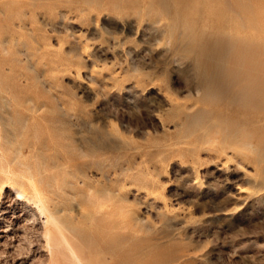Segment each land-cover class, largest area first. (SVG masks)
I'll return each instance as SVG.
<instances>
[{"label":"rangeland","instance_id":"obj_1","mask_svg":"<svg viewBox=\"0 0 264 264\" xmlns=\"http://www.w3.org/2000/svg\"><path fill=\"white\" fill-rule=\"evenodd\" d=\"M97 261L264 264V0H0V264Z\"/></svg>","mask_w":264,"mask_h":264},{"label":"bare ground","instance_id":"obj_2","mask_svg":"<svg viewBox=\"0 0 264 264\" xmlns=\"http://www.w3.org/2000/svg\"><path fill=\"white\" fill-rule=\"evenodd\" d=\"M34 187V186H33ZM37 193V192H36ZM38 199V198H37ZM36 199V200H37ZM39 203V202H38ZM41 204V203H40ZM38 206H39V204H38ZM39 209H40V211H41V213L43 214V216L44 217H46V219H47V221H49V219H50V213H48V211H47V208L45 207V206H42V205H40V207H39ZM52 219V218H51ZM47 225V224H46ZM49 228V227H48ZM67 247V246H66ZM72 255V254H71ZM96 258V257H95ZM94 259V258H93ZM100 261H101V259H100ZM99 261V262H100ZM92 262V261H91ZM80 263V262H79ZM90 263V262H89ZM89 263H87V264H89ZM85 264V263H84ZM95 264H98V261H97V263H95ZM101 264V263H100Z\"/></svg>","mask_w":264,"mask_h":264}]
</instances>
